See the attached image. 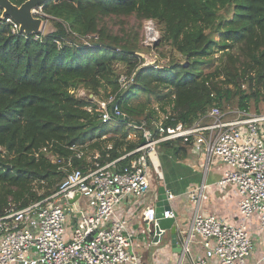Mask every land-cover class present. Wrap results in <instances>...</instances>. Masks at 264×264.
I'll list each match as a JSON object with an SVG mask.
<instances>
[{"label": "trees", "instance_id": "16d2710c", "mask_svg": "<svg viewBox=\"0 0 264 264\" xmlns=\"http://www.w3.org/2000/svg\"><path fill=\"white\" fill-rule=\"evenodd\" d=\"M43 11L55 31L37 40L0 17V216L51 196L69 171L133 151L144 127L158 137L159 123L169 134L213 108L262 112L264 0H49ZM131 15L155 21L159 42L144 46L103 23ZM150 49L154 65L143 55ZM102 93L113 97L111 114L116 104L124 116L103 122ZM162 146L178 158L188 145L176 138Z\"/></svg>", "mask_w": 264, "mask_h": 264}, {"label": "built area", "instance_id": "2783aa9c", "mask_svg": "<svg viewBox=\"0 0 264 264\" xmlns=\"http://www.w3.org/2000/svg\"><path fill=\"white\" fill-rule=\"evenodd\" d=\"M32 14L42 20L48 17L43 6ZM0 17L13 25L14 32L24 33L20 24L4 17L2 9ZM34 34L36 40L44 35L41 30ZM120 82L125 85L126 77ZM105 106L103 122L110 121L112 114L123 116L117 105L112 114ZM176 138L182 139L191 153L205 157L206 169L216 161L227 166L213 186L220 191L230 188L237 196L239 219L233 223L201 212L208 189L203 182L187 192L194 211L189 227L180 228L171 204L176 196L163 181L170 205L163 218L175 220L181 247L175 264H264V254L258 261H250L255 251L250 222L257 220L264 231V112H226L219 108L211 109L194 125L169 134L159 123L158 137L144 127L143 145L93 171H69L51 196L0 216V264H152L136 253V241L146 240V232L142 239L135 236L131 221L118 208L126 198H141L150 191V156L158 154L161 142ZM134 153L139 155L130 164L113 169L118 160ZM82 155V151L77 154ZM77 194L78 199L70 204L68 200ZM82 198L88 199L91 212L81 207ZM142 216L147 229L153 228L158 221L156 206H146ZM166 234L160 230L159 241L147 242V247L163 243Z\"/></svg>", "mask_w": 264, "mask_h": 264}, {"label": "crops", "instance_id": "0c3cea01", "mask_svg": "<svg viewBox=\"0 0 264 264\" xmlns=\"http://www.w3.org/2000/svg\"><path fill=\"white\" fill-rule=\"evenodd\" d=\"M153 156L154 160L160 163L161 161L159 160V157L160 159L165 158L162 162L163 166L165 164V169L169 170V172H173L176 176L174 179L168 181L166 175L164 176L161 174L163 176V181L167 183L168 188L176 196L171 201V204L176 212L175 224H178L180 228L186 229L189 227L194 211L187 197V192L191 188L201 185L203 182H206L208 189L206 191L207 197L201 205V212L204 214L216 215L233 223L238 221L239 211L237 196L233 194L230 188L226 191H220L213 186V183L221 179L227 171V166L225 164L216 161L213 165L209 166L208 169H206L205 166V175L203 179L197 181L194 179L195 168H199L202 159L205 157L191 153L188 150V146L186 147V153L182 152L178 158L171 156L168 147L165 146L159 147L158 154ZM199 160L201 161L198 165ZM179 180H188V183L184 186L179 185L177 184V181ZM163 181H157V179H154V176H150V191L141 198H126L118 208V212L131 221V224L133 225V234L138 236V238L141 237L142 239L143 233L145 232L141 229V220L143 221L142 211L146 206H156L159 196V188L163 187ZM151 202H154V205L150 204ZM80 204L87 212H91L88 199L82 198ZM250 229L255 243V251L250 261L254 263L258 261L262 254H264V231L260 229L257 220L250 222ZM194 250L198 251L197 246H195ZM156 253L157 251L150 252L147 257L142 259H148L152 264H175L177 261L176 252L173 251L172 246L168 247L167 252L161 250L159 255ZM156 257H158L157 263H155ZM185 264L189 263L186 262Z\"/></svg>", "mask_w": 264, "mask_h": 264}, {"label": "rangeland", "instance_id": "374dc122", "mask_svg": "<svg viewBox=\"0 0 264 264\" xmlns=\"http://www.w3.org/2000/svg\"><path fill=\"white\" fill-rule=\"evenodd\" d=\"M54 1H61V0H54ZM73 2H77V0H73ZM104 24L107 25V28L109 29L110 32L115 33V34H119V35H123L128 36L130 35L131 37L137 36V39L139 41L140 44L144 45V46H152L153 44H155L156 42H159L160 40V28L158 27V24L153 21V20H148V19H140L137 18L135 15H131V16H109L106 17L104 19ZM55 31V27L53 25V23L47 19L44 20L43 24H42V28H41V32L46 35L48 33H51ZM85 40V42H88L87 39H83ZM147 54H143L144 57L146 58L145 62L148 64H155V59L157 58L156 56V51L154 50H147L146 51ZM177 59H180V55L177 54ZM160 61H162L163 63L160 62V64L162 65H166L168 63V58H163ZM116 67L118 68L119 71H123V66L122 64L117 63ZM123 77L125 78V75L123 74ZM81 95H88V93L86 91H81L80 92ZM90 97H93V94H89ZM104 97V98H103ZM110 98L105 99V95L104 93H102V96L97 97L96 101L98 102V104L100 105V110H103V106L106 104L107 106H105V108L108 109V103H109ZM236 109H238L237 107H230L227 108L225 111L226 112H231V111H236ZM261 109L262 112H264V105L261 104ZM254 109H252V111H249L250 113H257L255 111H253ZM233 114H230V117ZM128 138L131 139H137L138 137L136 136V134L134 132H131L130 135L128 136ZM203 158V157H202ZM159 160L161 161V163L165 160V158H161L159 157ZM201 160H199L198 165L200 163ZM158 161L154 160V156H150V165H149V174L150 176H154V179H157V181L162 182L163 181V176L161 174H163L164 176L166 175V178L168 181L174 179L176 176L173 172H169V170L165 169V164L163 166V163L161 164ZM162 167H161V166ZM197 165V164H196ZM197 165V166H198ZM205 166H206V159H202L201 161V165L199 166V170L197 168H195V173H194V179H196L197 181H200L201 179H203L205 173ZM164 172V173H163ZM188 183V180H179L177 181V184L179 185H186ZM150 204L154 205V202H151ZM141 229H143L146 232L147 235V239L140 241L137 240L136 241V253L139 257H147L149 255L150 252H155V251H160L162 248V251L167 252L168 247H171V235H170V230L167 231V234L165 235L164 239H163V243H155L153 244V247H147V242H151L153 243V231H150L147 229L146 227V223H144L141 220ZM179 253H176V258H178Z\"/></svg>", "mask_w": 264, "mask_h": 264}, {"label": "water", "instance_id": "95a60500", "mask_svg": "<svg viewBox=\"0 0 264 264\" xmlns=\"http://www.w3.org/2000/svg\"><path fill=\"white\" fill-rule=\"evenodd\" d=\"M49 0H26L21 5H16L12 3L11 0H0V9L3 10L4 17L12 18L16 23L20 24V30L26 34L31 35L34 33H37L41 30L42 24L44 20H42L39 17H35L32 14V10L43 6L45 3H47ZM116 106V104H114ZM113 106V107H114ZM113 113V108H112ZM124 116V115H123ZM145 141L143 140L141 142V145H143ZM80 194H77L74 198L69 199V203H73L75 200L78 199ZM170 208L169 201L166 198L165 188L160 187L159 188V196L156 203V213L158 217L157 224L149 229L151 231H154L153 241L158 242L159 232L160 230H165L166 232L170 230L171 235V245L172 249L176 253L181 252V247L178 243L177 239V233H176V227L173 226L175 220L174 219H165L163 218V211Z\"/></svg>", "mask_w": 264, "mask_h": 264}]
</instances>
